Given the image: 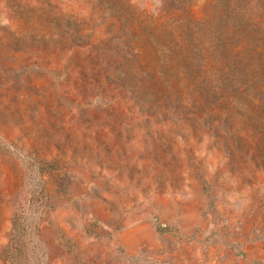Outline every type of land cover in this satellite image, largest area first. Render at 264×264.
I'll return each mask as SVG.
<instances>
[{"label": "rangeland", "instance_id": "1", "mask_svg": "<svg viewBox=\"0 0 264 264\" xmlns=\"http://www.w3.org/2000/svg\"><path fill=\"white\" fill-rule=\"evenodd\" d=\"M0 264H264V0H0Z\"/></svg>", "mask_w": 264, "mask_h": 264}]
</instances>
